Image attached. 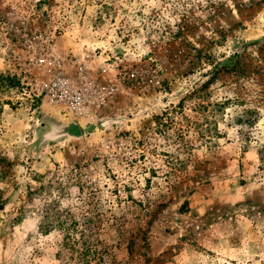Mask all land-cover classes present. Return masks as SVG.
<instances>
[{
  "label": "rangeland",
  "instance_id": "rangeland-1",
  "mask_svg": "<svg viewBox=\"0 0 264 264\" xmlns=\"http://www.w3.org/2000/svg\"><path fill=\"white\" fill-rule=\"evenodd\" d=\"M0 75V264H264V0H0Z\"/></svg>",
  "mask_w": 264,
  "mask_h": 264
},
{
  "label": "trees",
  "instance_id": "trees-1",
  "mask_svg": "<svg viewBox=\"0 0 264 264\" xmlns=\"http://www.w3.org/2000/svg\"><path fill=\"white\" fill-rule=\"evenodd\" d=\"M0 81H7L8 83L12 82V79L9 77H3L0 75ZM195 92V91H194ZM183 105V99L173 107V111L176 110H181ZM167 113H169L167 110L162 114L160 117H156V120L162 119V117L167 116ZM164 123H158V126H163ZM66 214L69 215L70 217V226L71 230L75 232V234L78 236L77 238H67L68 239V246L73 249V251L76 252L79 261L82 262V264H90L92 260H96L95 264H105V250H97V245L94 243V241L91 240L94 230H93V224H94V219L93 216L91 217V213L89 211H84V213L81 215V220L76 221L74 219V216L72 213L69 211H66ZM63 228V227H61ZM64 230H68V228H65ZM70 236V235H68ZM71 242V243H69ZM71 249V250H72Z\"/></svg>",
  "mask_w": 264,
  "mask_h": 264
},
{
  "label": "built area",
  "instance_id": "built-area-1",
  "mask_svg": "<svg viewBox=\"0 0 264 264\" xmlns=\"http://www.w3.org/2000/svg\"><path fill=\"white\" fill-rule=\"evenodd\" d=\"M30 87V92H32L34 96H37L35 91L39 92L40 95L44 94L49 101L63 104L71 112L81 113L86 109L84 105L85 99L82 93L78 89H74L70 86L68 81L64 79L56 78L49 80L35 89H33L32 86Z\"/></svg>",
  "mask_w": 264,
  "mask_h": 264
}]
</instances>
